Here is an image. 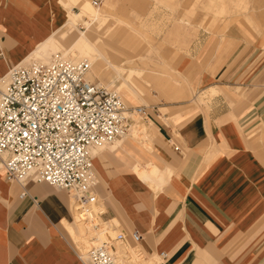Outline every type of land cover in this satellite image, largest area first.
Returning <instances> with one entry per match:
<instances>
[{
  "label": "crops",
  "instance_id": "obj_1",
  "mask_svg": "<svg viewBox=\"0 0 264 264\" xmlns=\"http://www.w3.org/2000/svg\"><path fill=\"white\" fill-rule=\"evenodd\" d=\"M57 1L0 0V77L26 58L41 59L31 48L56 28L61 34V25L53 27L49 15V2ZM113 1L100 6L108 17ZM19 46L28 49L20 53ZM220 97L219 103L228 105ZM236 110L221 113L217 121L218 134L234 143L229 159H211L202 152L214 132L211 118L186 109L170 115L179 124L174 128L162 122L165 112L155 115L164 125L151 121L161 140H152V153L125 146L104 150L93 162L95 202L101 194V213L107 217L101 221L139 233L135 247L152 264H264V227L255 229L264 225V164H257L241 143ZM112 158L127 163L124 171ZM133 162L138 170L156 164L159 187L138 181ZM13 182L0 167V264H86L67 238L72 239L64 224H73L68 195L44 182Z\"/></svg>",
  "mask_w": 264,
  "mask_h": 264
},
{
  "label": "rangeland",
  "instance_id": "obj_2",
  "mask_svg": "<svg viewBox=\"0 0 264 264\" xmlns=\"http://www.w3.org/2000/svg\"><path fill=\"white\" fill-rule=\"evenodd\" d=\"M103 2H98V7ZM63 5L59 1L49 2L53 27L60 26L65 20L67 5ZM55 6L57 8L53 9ZM106 10L109 17L102 13L90 29H85L84 20L90 21L88 16L75 18V27L85 30L94 46L123 78L138 89L139 96H134L131 103H123L130 109L143 107L145 110V114L130 113L129 130L130 126L136 128L140 144L147 145L148 139L157 144L161 141L154 125L164 124L161 117L157 119L155 115L161 116L165 112L166 120L162 122L174 128L179 124L173 122L170 115L189 109L211 118L214 132L207 138L202 152L211 159H229L234 143L218 134L217 121L221 113L238 108L235 112L236 129L242 136L241 143L247 152L253 154L257 164H264V0H114ZM74 12L79 10L74 9ZM68 27H62V32L67 33L61 39L63 48L77 34L75 29L69 31ZM81 58L70 55L69 60ZM31 62L46 63L35 57L24 64ZM107 69L109 71H105L102 78H92L90 72L88 76L116 92L113 85H118L120 78L110 68ZM159 73H164L165 78L162 79ZM108 83L112 85L107 86ZM239 94L244 95L242 100ZM220 95L228 105L219 103ZM144 131L148 137H144ZM111 161L123 171L122 166H127L124 160L112 158ZM93 162L96 163L94 159ZM95 180L97 182L96 173ZM169 181L174 182L173 178ZM193 185L198 184L193 181ZM101 196L98 194V204L89 205L96 223L107 218L99 215L103 204ZM68 201L71 208L74 199L68 196ZM70 212L73 226H76V220L86 227L91 226L89 221L81 220L76 211L71 209ZM113 223L106 224H112L115 229L120 226L118 222ZM262 227L264 225H258L255 229L260 231ZM121 228L118 227L108 238L113 240ZM71 231L72 239L65 235L78 256L96 242L87 240L88 234H83V231L79 235L74 233L76 230ZM113 245L118 261L122 258L117 252L119 250L125 253L124 264H142L138 258L144 255L135 243L113 241Z\"/></svg>",
  "mask_w": 264,
  "mask_h": 264
},
{
  "label": "built area",
  "instance_id": "obj_3",
  "mask_svg": "<svg viewBox=\"0 0 264 264\" xmlns=\"http://www.w3.org/2000/svg\"><path fill=\"white\" fill-rule=\"evenodd\" d=\"M89 70L87 60L57 55L8 69L0 89V165L8 181L44 182L65 192L78 217L92 225L88 208L97 195L90 147L126 133L130 113L145 110L126 107L117 92L88 79ZM105 238L87 249L91 264H118L113 241L137 243L141 236L121 229Z\"/></svg>",
  "mask_w": 264,
  "mask_h": 264
},
{
  "label": "bare ground",
  "instance_id": "obj_4",
  "mask_svg": "<svg viewBox=\"0 0 264 264\" xmlns=\"http://www.w3.org/2000/svg\"><path fill=\"white\" fill-rule=\"evenodd\" d=\"M61 2L64 5L68 6L67 12L65 14V20L61 24V34H57V31L59 29L56 28V30H53V34L50 37L36 43L31 48L32 54L35 56L41 55L42 58L40 60L45 61V62H48L50 59H52L56 55L60 56L64 59L66 58L68 60H69L70 55L82 56V58L79 60L84 59L90 63L89 72H90V75L92 76V78H97V77L102 78V76L105 74L104 72L108 70L107 68H110V70L114 71L117 74V76L120 78V82L118 83V85H113V87L115 88L116 92L119 93L118 95L123 102L125 101L127 103H131L132 98L134 96H139V91L136 88V86H134V84L131 81L123 78V76L120 74V72L118 70H116L113 67V65L107 60L105 55L102 54V52H100L94 46L93 42L90 40V38L86 34L85 30L81 31V30L76 29V27H75L76 26L74 23L75 18L82 19L85 16H88L90 21L84 20L86 23L85 29L86 30L90 29V27H92L93 22L96 21L100 16H102L101 15L102 11H101L100 6L98 7V5H93L91 0H89V1L88 0H61ZM104 3L107 4L108 0H106ZM73 8L78 9L79 12L78 13L74 12ZM64 26H69L68 27L69 31L71 29H75L77 32L76 36L73 37L71 43L66 48H63L61 46L62 37L64 38L67 35V33L65 34L64 32H62V27H64ZM51 46H53V48ZM24 49H28V46H25V47L19 46L18 47L19 51L24 50ZM27 60H29V59L26 58L25 61H20L16 65L17 66L27 65V64H24L25 62H27ZM31 63H33V62H31ZM87 78L90 79L88 76V73H87ZM6 82H7V72L3 77H0V89L4 88ZM111 85H112L111 83L107 84V86H111ZM127 132L124 133L123 135H121L120 137L114 139L110 143L97 144V145L91 146L90 151H91V154L93 156V159L96 161V158H98V155H100L104 150H108L110 152H116L118 150H122V148H124L125 146L126 147L127 146L128 147L129 146H132V147L136 146V147H140L146 153L151 152L150 146L152 145V143H149V142H151L152 139H148L147 145L140 144L137 141L136 128L133 129V127L130 126V130L128 127ZM144 135H145L144 137L149 136V135H147V133L145 131H144ZM136 164H137V162H133L131 164V171L132 172L137 171L138 181H141L142 184L146 185L147 187H151L153 189L158 188L159 184H157L156 179L157 178L159 179V175H158L159 168L157 167V165L154 163L148 162V165L150 166V170L147 171V170H138V167ZM0 167H1V165H0ZM95 173H96V171H95ZM95 182H96V180L94 177V184H95ZM21 195H23V193ZM71 209L73 210L72 203H71ZM92 215H94V211L90 210L88 208V216L90 217ZM75 222H77L76 226H73V224H67V223H65V224L63 223V224L69 230V232L71 233L72 236H73V234H72L71 230H73V231L78 230L77 232L76 231L74 232L75 234L78 233L77 235H79V233L83 231V234H85V233L88 234V238L86 236V239L89 241L91 239L93 241H96L95 244L97 243V240L101 239L102 237L103 238L112 237V235L115 233V230L118 229V228L115 229L111 225H107L106 224L107 222H105V221H99V223H94L88 227L83 225L79 220H76ZM100 223L102 226L100 225ZM90 237H92V238H90ZM121 249L122 248H120V250ZM86 251L87 250L81 251L79 258L81 260L85 261L86 264H91L88 256L86 255ZM117 252H119V255L122 256L120 261H118V259L116 257V252L114 253V250H113V254L115 255V259H116L117 263L118 264L119 263L124 264L122 262V259L125 258V253H121L119 250ZM161 254L162 253H160L158 256L162 258ZM138 259L139 260L141 259L142 264H152L153 263V262L151 263L150 260L146 257H142V258H138ZM133 264H136V263H133Z\"/></svg>",
  "mask_w": 264,
  "mask_h": 264
}]
</instances>
